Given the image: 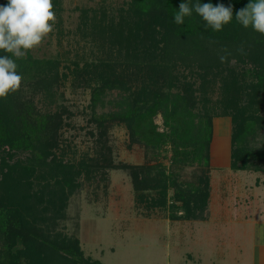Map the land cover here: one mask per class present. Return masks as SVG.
I'll return each mask as SVG.
<instances>
[{
	"label": "trees",
	"instance_id": "16d2710c",
	"mask_svg": "<svg viewBox=\"0 0 264 264\" xmlns=\"http://www.w3.org/2000/svg\"><path fill=\"white\" fill-rule=\"evenodd\" d=\"M62 2L52 0L58 42L66 33ZM182 2L187 0H121L112 8H81L74 33L67 32L74 34V49L41 59L28 51L16 60L21 87L0 98V264H101L85 256L78 238L60 231V223L82 178L117 168L105 140L109 122L124 125L130 140L155 161L122 166L129 170L136 203L148 211L168 210L171 221L209 218L216 120L230 123V170L264 173V36L235 19L250 0H199L232 7L233 20L220 32L207 29L194 11L175 24ZM76 37L83 49L91 44L88 52L79 51ZM221 56L227 57L223 63ZM68 77L71 85L94 84L92 108L103 105L109 91L126 94L112 113L92 112L98 126L93 157L76 158L62 144L59 130L70 113L56 103V89ZM166 152L168 167L158 161ZM186 168H194L191 181L181 178Z\"/></svg>",
	"mask_w": 264,
	"mask_h": 264
},
{
	"label": "rangeland",
	"instance_id": "374dc122",
	"mask_svg": "<svg viewBox=\"0 0 264 264\" xmlns=\"http://www.w3.org/2000/svg\"><path fill=\"white\" fill-rule=\"evenodd\" d=\"M3 1L0 0V5ZM120 1L63 0L61 21L66 33L58 42L53 28L39 47L30 50L32 55L40 59L64 57L66 50L76 46L74 34L69 36L67 32L74 33L80 9L98 8L100 4L112 8ZM76 38L80 47L84 42ZM90 47V43L85 44L79 51L88 52ZM86 59L90 61L91 56ZM71 79H62L56 89L60 95L56 103L70 113L64 115V126L59 130L62 144L74 149L76 158L85 154L93 157L98 126L91 120L92 112L112 113L126 94L121 89L109 91L102 96L104 104L98 102L92 108L94 84L71 85ZM34 102H39L36 97ZM154 121L161 130V118L158 116ZM107 127L106 145L117 168H103L94 178H82V187L69 196L67 218L60 223V231L78 238L85 256L101 264H264V173L230 170L227 118L216 120L213 126L209 158L210 215L204 222L171 221L168 210L148 211L137 204L129 170L122 166L152 165L155 161L144 146L130 140L124 125L115 121ZM169 155L164 153L166 157L158 161L168 167ZM193 169H184L181 178L193 180Z\"/></svg>",
	"mask_w": 264,
	"mask_h": 264
},
{
	"label": "clouds",
	"instance_id": "9594fccd",
	"mask_svg": "<svg viewBox=\"0 0 264 264\" xmlns=\"http://www.w3.org/2000/svg\"><path fill=\"white\" fill-rule=\"evenodd\" d=\"M193 11L202 18L205 27L214 32L222 31L233 20L230 5L200 3L199 0L190 4L187 0L179 4L173 22L184 24L185 17L191 16ZM235 19L243 28H251L264 36V0H250L236 12ZM55 21L52 0H7L0 5V51L6 53L0 55V98L6 99L20 89L22 76L17 71L16 60L39 47L53 31ZM226 59V56L220 57L222 63Z\"/></svg>",
	"mask_w": 264,
	"mask_h": 264
},
{
	"label": "crops",
	"instance_id": "0c3cea01",
	"mask_svg": "<svg viewBox=\"0 0 264 264\" xmlns=\"http://www.w3.org/2000/svg\"><path fill=\"white\" fill-rule=\"evenodd\" d=\"M240 208H241V206H240ZM244 210H245V208H244ZM243 216H244V215H243ZM246 218H247V217L244 216V219H246ZM263 222H264V221H263Z\"/></svg>",
	"mask_w": 264,
	"mask_h": 264
}]
</instances>
